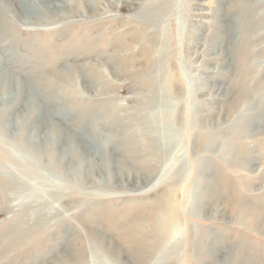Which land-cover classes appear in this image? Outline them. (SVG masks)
Instances as JSON below:
<instances>
[{
  "label": "rangeland",
  "instance_id": "obj_1",
  "mask_svg": "<svg viewBox=\"0 0 264 264\" xmlns=\"http://www.w3.org/2000/svg\"><path fill=\"white\" fill-rule=\"evenodd\" d=\"M13 1L0 0L13 7L0 37V176L12 184H0V231L22 248L0 264L70 250L77 264H264V0H98L75 15L53 1L39 16Z\"/></svg>",
  "mask_w": 264,
  "mask_h": 264
},
{
  "label": "bare ground",
  "instance_id": "obj_2",
  "mask_svg": "<svg viewBox=\"0 0 264 264\" xmlns=\"http://www.w3.org/2000/svg\"><path fill=\"white\" fill-rule=\"evenodd\" d=\"M12 1V0H11ZM53 1H55L56 2V5H54L53 7H61L62 9L63 8H70V9H72L73 11H72V15H75V12L74 11H78V10H80V8H81V6L82 7H84V6H91L90 8H92L93 6H95L94 4L95 3H98V0H14L13 2H14V7L17 9L18 8V11H19V9H21L23 12H25V13H27V14H31V15H35V16H39V14H43V12L44 13H46L47 14V12H50V10H51V8H53V7H50V5H51V3L53 2ZM17 2V3H16ZM104 2H105V0H104ZM2 3V2H1ZM10 3L11 2H9V4H7V5H5L4 7V9L5 10H13V7H11L10 6ZM107 3V2H106ZM99 4V3H98ZM97 5V4H96ZM100 5V4H99ZM109 5V4H108ZM160 6V7H167L168 5H169V3H168V1L167 0H151V3H150V7L151 6ZM112 6V5H111ZM0 7H1V5H0ZM96 7V6H95ZM98 7V6H97ZM86 8V7H85ZM98 8H100V6L98 7ZM153 8V7H152ZM5 10H2L1 8H0V37L2 38V37H4V35H6V33H5V31L3 30L4 28H6V25H7V23L8 22H10V21H8V19H6L5 17H4V12H5ZM84 10H86V9H84ZM94 10H97V9H94ZM46 11V12H45ZM63 11H64V9H63ZM83 11V10H82ZM87 11V10H86ZM147 11H149V9H146V11L145 12H147ZM80 12V11H79ZM95 12V11H94ZM65 13V12H64ZM49 14V13H48ZM60 14H61V12H60ZM70 14H71V12H70ZM65 15V14H64ZM69 15V14H68ZM40 17H42V16H40ZM45 17V16H44ZM43 17V18H44ZM47 17V16H46ZM49 17V16H48ZM51 18H52V15L50 16ZM146 17V16H145ZM47 19H49V18H47ZM53 19H55V18H52V20ZM57 19V18H56ZM68 19H69V17H67V18H61V19H58L59 21H68ZM149 22H150V16H149ZM67 23H70V21H68ZM30 25H38V24H36V23H31ZM65 28L67 29V28H69V27H67V26H65ZM92 67V66H91ZM94 68V67H93ZM92 68V71L89 73V75H88V77L90 78V80L93 82L96 78H99V75L95 72V71H93L94 69ZM74 71H76V72H80V70H78V69H74ZM62 75V73H58L57 74V76H61ZM72 75H73V73H69V76L70 77H72ZM74 77V76H73ZM82 81V80H81ZM12 83V82H11ZM37 83V82H36ZM41 83H43V80H40V84ZM34 84V83H33ZM236 84V83H235ZM1 85V84H0ZM3 85V84H2ZM35 85V84H34ZM43 85V84H42ZM42 85H40L41 87H44V86H42ZM50 85V84H49ZM38 86V85H37ZM39 86V87H40ZM20 87V86H19ZM24 88V87H23ZM11 89H13V88H11ZM15 89H17V88H15ZM26 89H27V87H26ZM36 89H37V87H36ZM0 90H1V92H3V94H5V91H7L6 90V85H3V86H0ZM21 90H23V89H21ZM234 90V89H233ZM35 91V90H34ZM10 92V91H9ZM34 93V92H33ZM3 94L1 95V96H3ZM6 94H8V92L6 93ZM25 94V93H24ZM235 94H237L233 99H234V105L236 106V105H238V102H239V99L241 98V95H239V93L237 92V93H235ZM16 97L15 98H12V99H10V98H5V97H3V98H1V102H2V104H3V110H2V112H4L3 114H5V113H7V112H9V111H12L13 109L12 108H15V107H17V106H19V105H21V103H23L25 100V98L22 96V94H20V95H15ZM248 97V96H247ZM24 98V99H23ZM14 101V102H13ZM58 102L55 100V99H53L52 100V102H51V104H52V107H53V109L50 111V112H52L51 114H49V115H47V117H46V119H48V120H52L50 117L51 116H53V115H55L54 113H56L57 112V106L59 105V104H57ZM35 106H34V104L33 103H30V104H28L27 105V115H26V121H24V122H26V123H28V122H30V124H32V125H34V126H32V127H34L37 131H38V128L37 127H35V123H37L38 122V114L36 113V111H35V108H34ZM231 111V110H230ZM259 113H261V112H259ZM156 115V114H155ZM250 121H251V119H250ZM23 127V129H24V127H25V124L24 125H22V126H19V128H22ZM18 130V129H17ZM56 132V130L55 129H52V132H51V134L53 135L54 133ZM49 135V134H48ZM56 134H54V136H55ZM50 136V135H49ZM51 139L52 138H50V141H51ZM31 142V141H30ZM101 148V147H100ZM233 149V148H232ZM235 149V148H234ZM241 149L243 150V147L242 146H239V148H238V150H240L241 151ZM101 150H102V148H101ZM100 150V153L102 154V152L103 151H101ZM245 150V149H244ZM233 151V150H232ZM236 153H238V152H236ZM107 155V154H106ZM234 156H235V154H234ZM237 156H239L238 154H237ZM243 157V156H242ZM120 170H122V171H124L121 167L119 168ZM1 177V176H0ZM217 178V180H218V176L217 177H215L214 179H216ZM5 180V178L3 179L2 177H1V182H0V184L2 185L4 182H6L7 181V179H6V181H4ZM4 181V182H3ZM3 182V183H2ZM13 183V182H12ZM6 186H10V185H12L11 184V181L10 180H8L7 182H6V184H5ZM205 186H206V191H208V192H210V194L208 195V196H210V197H212L213 199H216V200H214V201H218L219 199H220V194H222V192L224 191V188H223V185H219L218 184V182L216 181V180H211V179H209V181L208 182H206V184H205ZM12 189V188H11ZM14 192V191H13ZM2 193V192H1ZM212 193V194H211ZM14 195L13 196H17L18 195V193L17 192H15V193H13ZM208 194V193H207ZM203 195V194H202ZM206 197V196H205ZM204 197V198H205ZM232 197H234V196H232ZM231 197V198H232ZM1 198V197H0ZM204 198H202V199H204ZM209 198V197H208ZM208 198H205V200L206 199H208ZM212 198H209V199H212ZM10 199H11V197H10ZM14 199V198H13ZM228 199H230V198H228ZM197 200V199H196ZM231 201V200H230ZM229 202V201H228ZM235 202H236V204H239V205H241L242 206V204H245L244 202H245V200H244V198L243 197H237V199L235 200ZM213 203V202H212ZM224 203V202H223ZM228 204H230V203H228ZM28 207V206H27ZM232 207V206H231ZM251 208V207H250ZM260 212V211H259ZM17 213V212H16ZM20 213V212H19ZM15 214V213H14ZM257 214V213H256ZM21 216V215H20ZM17 217V216H16ZM260 217V216H259ZM12 219V218H11ZM19 219V218H18ZM261 219V218H260ZM259 219V220H260ZM14 220V219H13ZM25 220V219H24ZM18 221V220H17ZM20 221H22V219L20 220ZM16 222V221H15ZM23 222V221H22ZM261 222H263V221H261ZM40 223V222H39ZM258 223V222H257ZM16 224V223H15ZM41 224H46V221H44V220H42L41 221ZM13 225V224H12ZM17 227H19V226H17ZM6 228V227H5ZM11 228V227H10ZM3 230H4V228H2ZM16 229V228H15ZM46 230V229H45ZM7 232V231H6ZM11 232H14V230L12 231L11 230ZM23 232H25V231H20V230H18V234H21V235H23L24 233ZM8 237H11V236H9L7 233H5V232H3V231H0V240H2V241H4V242H2V241H0V256L1 257H3V256H7V254H9L12 250L15 252V251H19L21 248H22V243L17 239V238H13V237H11V238H8ZM130 238H131V234H130ZM40 239V237H38V239L37 240H39ZM39 242V241H38ZM58 245V244H57ZM32 246V245H31ZM26 248H27V245H26ZM28 249V248H27ZM56 249H57V247H56ZM132 250V249H131ZM122 252V251H121ZM140 252V251H139ZM242 253V252H241ZM83 255V251H77V250H70V252H69V254L67 253L66 254V257H64L63 259H59L57 262H55L56 264H77L78 262L79 263H81V261L79 260V258L81 257ZM216 255V251H211V253H210V257L212 258V257H214ZM12 256V255H11ZM48 256V255H47ZM133 257V256H132ZM237 253H236V256H235V254H229V256H227L225 259H224V261L222 262V264H251V263H253L251 260H255L256 259V257L254 258V257H247V256H242L240 259H237ZM138 260V259H137ZM264 260V259H263ZM53 262H54V260H52ZM220 264V263H219Z\"/></svg>",
  "mask_w": 264,
  "mask_h": 264
}]
</instances>
